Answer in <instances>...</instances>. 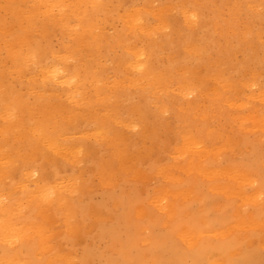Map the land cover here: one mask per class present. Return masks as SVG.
<instances>
[{
  "label": "rangeland",
  "instance_id": "obj_1",
  "mask_svg": "<svg viewBox=\"0 0 264 264\" xmlns=\"http://www.w3.org/2000/svg\"><path fill=\"white\" fill-rule=\"evenodd\" d=\"M74 2L0 0V203L28 234L40 226L44 245L87 264H238L250 251L264 263L257 229H247L248 242L229 246L221 230L233 222L237 200L211 191L204 178L193 179L192 194L178 201L184 226L201 233L202 245L186 247L148 204L167 182L186 189L177 175L164 181L161 173L181 157L186 132L215 143L207 167H237L264 192V131L237 118L258 107L246 97L263 83H234V98L222 91L211 101L227 85L212 83L213 73L229 76L264 45L263 32L248 34V42L240 37L241 0H93L78 14L68 6ZM260 13L255 26L263 29L264 2ZM249 66L264 78V68ZM140 68L165 83L141 79ZM142 204L148 218L136 222L129 209ZM140 225L166 244L148 248ZM39 248L29 243L17 257L38 259Z\"/></svg>",
  "mask_w": 264,
  "mask_h": 264
},
{
  "label": "bare ground",
  "instance_id": "obj_2",
  "mask_svg": "<svg viewBox=\"0 0 264 264\" xmlns=\"http://www.w3.org/2000/svg\"><path fill=\"white\" fill-rule=\"evenodd\" d=\"M73 4H69L71 11L75 14L79 13V8L85 2H92L93 0H74ZM260 1V2H258ZM262 0H241L242 4V13L244 16V27L240 32V37L244 40L247 38L248 34H253L257 36L261 32L264 33V28L255 26V23L262 21V15L260 13V7ZM61 5L65 6L64 3ZM62 6V7H63ZM137 20V19H136ZM135 21V20H134ZM128 24L133 27H140L141 22H133V20L127 19ZM233 25L219 24L217 30L227 31ZM248 39H246V42ZM260 54L257 57H252L250 55H244L243 65L237 68H230L228 71L231 73L229 76H224V69L216 70L212 76V83H227V85H222L220 91L214 92L213 97L211 98L212 103L219 101L223 92L229 93L231 98H234L235 95L240 91L237 89L234 83H241V86H247L246 83H263L264 87V78L259 79V77L254 73L250 64L259 65V67L264 68V45L259 47ZM132 60L139 66H142V59L140 53L132 51L130 54ZM241 73L242 76H239ZM236 76V77H234ZM141 79H150V83L159 85L164 84L165 82L161 81V76L157 74L150 73L144 69L140 68ZM149 83V82H148ZM187 83H192V81H187ZM131 84V83H130ZM135 84V83H132ZM165 88V87H164ZM76 91H80V85L75 86ZM228 95V96H229ZM256 99L258 107L253 108L250 114L246 116L239 115L237 118H242L241 121H247V124L250 127V130L254 131H264V88L258 89L257 91L252 92L248 97ZM232 103L229 106H233ZM188 119V117H187ZM240 121V122H241ZM8 129L11 128L10 125L6 126ZM5 127V128H6ZM41 131L42 128L38 127ZM245 130V129H244ZM191 132V131H190ZM49 145L54 146L52 140H49ZM180 149L177 151L180 152L181 157L178 160L172 162L168 166L162 168L161 173L163 174L162 180L171 181L172 178H175L177 175L178 182H182L183 186L190 185L186 189H172L168 188L169 183L167 182L162 187H157L153 189V197L149 199L148 204L152 205L153 208L157 209V212L160 214V217L164 224L168 225L169 232L175 233L183 241L186 247H195L203 244L201 233H197L194 229L188 230L184 225V212H181L179 209V202H184L186 195L190 196L194 191V181L198 178H204L208 182L209 189L214 191L215 189L221 192L225 196H230L232 199L237 200V202L231 207L229 214L232 218V223H230L226 228L221 230V234H226L231 236L229 241V246L233 243V246H236L238 242L245 241L249 239L247 229L254 228L257 229V242H264V192L260 190L259 187L251 188L250 184L253 182L251 176L241 169L236 168H220L212 169L205 165L206 161H211V158L217 154V147L215 143L210 145L204 144L196 135L186 132L185 136L180 142ZM213 182H218L213 184ZM195 183V182H194ZM212 183V184H211ZM159 199V201L156 199ZM191 198V197H190ZM156 199V201H155ZM155 201V202H154ZM182 204V203H181ZM241 204L248 205L252 208V212L249 214L243 211L240 208ZM149 206V207H150ZM147 206L134 205L129 209L131 218L134 221H140L148 218L149 210ZM256 215L258 217L256 218ZM16 213H8V210L0 203V264H87L84 259H76L75 255L71 251L65 253H59L49 245H44L46 239L43 236V230H40V226L32 227V234H28V230L25 227L18 226L16 222ZM43 229V228H42ZM145 227L142 225L136 228V232L141 237H144L143 234ZM187 232V235H186ZM186 235V237H185ZM184 238H182V237ZM143 242L147 244L148 248H153L155 245H165L164 240H150L148 237L143 238ZM29 243H34L39 245V255L40 258L30 259V258H19L17 255L20 253L21 249L24 246H27ZM44 245V246H42ZM237 250V248H235ZM234 253H238L234 251ZM164 255L161 254V258ZM255 255L252 251L247 252L245 255H242V259L238 260V264H251L258 263V259H254ZM259 264V263H258ZM264 264V263H261Z\"/></svg>",
  "mask_w": 264,
  "mask_h": 264
}]
</instances>
